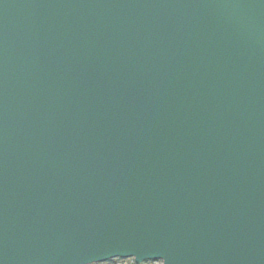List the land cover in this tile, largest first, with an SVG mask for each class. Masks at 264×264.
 Returning a JSON list of instances; mask_svg holds the SVG:
<instances>
[{"label":"water","instance_id":"95a60500","mask_svg":"<svg viewBox=\"0 0 264 264\" xmlns=\"http://www.w3.org/2000/svg\"><path fill=\"white\" fill-rule=\"evenodd\" d=\"M264 264V0H0V264Z\"/></svg>","mask_w":264,"mask_h":264},{"label":"rangeland","instance_id":"374dc122","mask_svg":"<svg viewBox=\"0 0 264 264\" xmlns=\"http://www.w3.org/2000/svg\"><path fill=\"white\" fill-rule=\"evenodd\" d=\"M109 264H134L132 260H112ZM143 264H161V262H145Z\"/></svg>","mask_w":264,"mask_h":264},{"label":"trees","instance_id":"16d2710c","mask_svg":"<svg viewBox=\"0 0 264 264\" xmlns=\"http://www.w3.org/2000/svg\"><path fill=\"white\" fill-rule=\"evenodd\" d=\"M110 262L104 263V264H109Z\"/></svg>","mask_w":264,"mask_h":264}]
</instances>
